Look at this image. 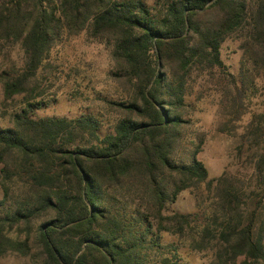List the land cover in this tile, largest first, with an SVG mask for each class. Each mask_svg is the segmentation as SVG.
Listing matches in <instances>:
<instances>
[{
  "label": "trees",
  "instance_id": "1",
  "mask_svg": "<svg viewBox=\"0 0 264 264\" xmlns=\"http://www.w3.org/2000/svg\"><path fill=\"white\" fill-rule=\"evenodd\" d=\"M58 3L0 6V48L18 44L23 57L18 70L0 73L2 105L22 96L11 125L0 126V257L27 255L34 232L44 264H180L177 245L162 241L168 234L189 251H211V264H263V156L253 155L249 184L228 172L206 180L195 159L201 139L185 158L172 156L191 70L222 69L221 43L245 27L250 54L232 86L237 96L254 91L264 73V0H157V11L142 0ZM80 32L109 47L113 75L134 92L110 103L125 115L105 132L92 115L34 116L47 105L38 88L44 62ZM231 94L223 93L228 123L240 115ZM259 121L240 137L258 145ZM200 184L206 195L194 213L166 212Z\"/></svg>",
  "mask_w": 264,
  "mask_h": 264
},
{
  "label": "rangeland",
  "instance_id": "2",
  "mask_svg": "<svg viewBox=\"0 0 264 264\" xmlns=\"http://www.w3.org/2000/svg\"><path fill=\"white\" fill-rule=\"evenodd\" d=\"M50 1L51 7L59 4V0ZM142 1L150 8L158 10V6H155L157 0ZM2 5L9 7V0H0V6ZM247 41V27L232 33L219 47V59L223 68L192 69L186 80L184 107L177 112L185 123L177 129L172 157L175 160L185 158L195 150L193 144L197 139H201L195 159L205 168L206 180L215 179L223 172H228L243 179L246 184L253 183L255 175L252 164L255 158L252 157L259 154L264 158V132L258 145L240 137L250 120L256 121L259 118L258 126L264 130V73L261 71L254 79V91H244L242 96H237L232 86L238 79L241 63L246 64L250 54L244 47ZM22 63V52L18 44L0 48V73L18 70ZM51 67L57 68L58 75ZM59 72L62 73L59 75ZM114 72L109 47L87 38L84 32L64 36L53 47L39 72V98L46 101L47 105L36 111L34 116L74 119L81 115H92L100 120L103 132L110 130L125 115L110 103L131 100L134 95L125 79L115 77ZM225 92L232 93V98H235L233 109L240 111L237 119L230 123L224 116V111L230 109L228 101L225 102L223 97ZM21 98L22 96H15L13 101L2 105L0 86L1 127L11 125L9 115L18 110ZM238 144L242 146L241 158L236 160ZM199 195H206L204 184L180 191L175 201L165 206L166 212L194 213L196 197ZM10 236L15 234L11 233ZM29 241L30 251L27 255L6 253L0 257V264H44L34 232L31 233ZM162 241L164 244L177 245L180 264L212 263L211 251H189L168 234L163 235ZM241 260L239 257L233 264H239Z\"/></svg>",
  "mask_w": 264,
  "mask_h": 264
}]
</instances>
